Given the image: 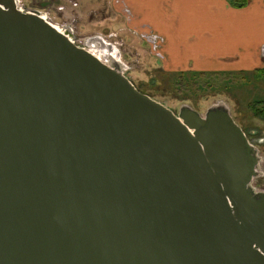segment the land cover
<instances>
[{
    "label": "water",
    "instance_id": "1",
    "mask_svg": "<svg viewBox=\"0 0 264 264\" xmlns=\"http://www.w3.org/2000/svg\"><path fill=\"white\" fill-rule=\"evenodd\" d=\"M18 4L0 0V264H264L261 158L230 109L176 114Z\"/></svg>",
    "mask_w": 264,
    "mask_h": 264
},
{
    "label": "crops",
    "instance_id": "2",
    "mask_svg": "<svg viewBox=\"0 0 264 264\" xmlns=\"http://www.w3.org/2000/svg\"><path fill=\"white\" fill-rule=\"evenodd\" d=\"M112 0L130 27L159 38L168 72H253L264 68V0ZM150 46V45H149ZM151 49V48H150Z\"/></svg>",
    "mask_w": 264,
    "mask_h": 264
},
{
    "label": "rangeland",
    "instance_id": "3",
    "mask_svg": "<svg viewBox=\"0 0 264 264\" xmlns=\"http://www.w3.org/2000/svg\"><path fill=\"white\" fill-rule=\"evenodd\" d=\"M18 3L24 11L39 10L54 25H68L65 26L78 44L93 49L108 63L111 59L121 64L125 75L140 91L176 114L182 107L189 106L205 115L210 107L225 104L242 129L248 130L244 132L259 151L261 174L254 179L253 186L256 191H264V121L250 111L253 101L264 100V79H257L259 72L246 74L252 83L249 85L223 84L216 91L190 99L177 96L160 78L159 73L164 70L159 50L154 51L141 37V31L130 27L127 15L115 12L112 0H18ZM154 77L161 81L160 85H152Z\"/></svg>",
    "mask_w": 264,
    "mask_h": 264
},
{
    "label": "trees",
    "instance_id": "4",
    "mask_svg": "<svg viewBox=\"0 0 264 264\" xmlns=\"http://www.w3.org/2000/svg\"><path fill=\"white\" fill-rule=\"evenodd\" d=\"M247 3V0H236L235 4L238 7H243ZM253 72H259L257 79H264V68L258 69ZM251 72V73H253ZM160 74V78L163 82L168 83V88H170L174 94L177 96H183L190 99L191 97H196L202 93L216 91L221 85L226 84H242L249 85L252 84L246 74L249 72H189V71H179V72H168L163 71ZM256 74V73H254ZM155 83V84H154ZM161 81L154 77L152 79V85H160ZM145 93V92H144ZM250 111L255 117L264 121V100H256L250 104ZM247 132L248 130H244Z\"/></svg>",
    "mask_w": 264,
    "mask_h": 264
},
{
    "label": "built area",
    "instance_id": "5",
    "mask_svg": "<svg viewBox=\"0 0 264 264\" xmlns=\"http://www.w3.org/2000/svg\"><path fill=\"white\" fill-rule=\"evenodd\" d=\"M20 10L21 11H24L23 10V8H20ZM42 15H43V13H42ZM43 17L46 19V20H49L50 22H51V20L49 19V17L47 16V15H43ZM52 23V22H51ZM53 24V23H52ZM66 24H64V25H61V26H54L60 33H62V34H66L67 33V31H68V25H66V26H68V27H66L65 26ZM73 41V40H72ZM76 43H77V41L76 40H74ZM147 41H148V44L150 45V47H152V48H154V51H158L159 50V47H160V41H159V38L158 37H156V36H150V37H147ZM78 44V43H77ZM78 45H80L81 47H84V48H86L85 47V45L83 44V43H81V44H78Z\"/></svg>",
    "mask_w": 264,
    "mask_h": 264
},
{
    "label": "bare ground",
    "instance_id": "6",
    "mask_svg": "<svg viewBox=\"0 0 264 264\" xmlns=\"http://www.w3.org/2000/svg\"><path fill=\"white\" fill-rule=\"evenodd\" d=\"M43 15H44V14H43ZM49 22H50V21H49ZM50 23H51V22H50ZM52 23H53V22H52ZM52 23H51V24H52ZM53 25H54V24H53ZM54 26L56 27V26H58V25H54ZM107 49H108V48H107ZM108 55H109V54H108Z\"/></svg>",
    "mask_w": 264,
    "mask_h": 264
},
{
    "label": "flooded vegetation",
    "instance_id": "7",
    "mask_svg": "<svg viewBox=\"0 0 264 264\" xmlns=\"http://www.w3.org/2000/svg\"><path fill=\"white\" fill-rule=\"evenodd\" d=\"M247 133V132H246ZM247 135V134H246Z\"/></svg>",
    "mask_w": 264,
    "mask_h": 264
}]
</instances>
